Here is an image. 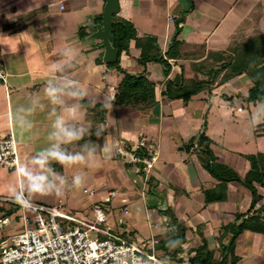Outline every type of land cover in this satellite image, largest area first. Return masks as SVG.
Wrapping results in <instances>:
<instances>
[{
	"label": "crops",
	"instance_id": "1",
	"mask_svg": "<svg viewBox=\"0 0 264 264\" xmlns=\"http://www.w3.org/2000/svg\"><path fill=\"white\" fill-rule=\"evenodd\" d=\"M25 1L0 0V56L6 72V81L0 80V140L10 135L14 138L19 162L37 151L42 141H17L12 123L13 108L25 96L39 93L43 81L56 75L54 69L60 60V53L71 44L79 50V65L73 69V74L82 80L90 96L95 98V104H101V98L105 95L113 98L112 108L105 109L101 120L92 118L91 112L83 107L82 122L92 127L105 124L107 132L119 144L134 146L138 139L145 137L158 150L157 160L146 180H140L131 165L116 154L111 160L93 168L94 175L90 180L94 188L81 191L72 208L81 211L80 217H91V209L95 204L104 207L106 221L100 225L102 230L119 235L123 240L138 245L144 252L155 253L161 260L168 259L169 264L212 263L225 255L226 264H230L233 257L237 259L235 264H264L262 233L244 230L234 238L232 252H228V248L226 253L223 251L224 246L229 247L232 241L231 225L239 223L237 216H251L256 208L264 205L263 187L256 185L262 199L249 211L252 202L250 191L236 181H221L206 166L208 160L201 147H197L196 139L205 107L196 96L204 90L196 92L188 101L169 98L161 92L167 79L186 89H193L197 81L205 78L207 64L213 63L212 55L227 54L226 50L234 35L245 22H249L251 15L255 18L252 24H259L258 27L263 30L264 0H192V6L187 11L188 17L178 21L181 30L177 35L178 44L173 49L176 58H167L170 69L166 76L164 66L159 62L146 65L139 63L140 48L134 39H130L127 51L121 53L119 66L131 74L145 73L156 83L155 103L140 109L116 106L114 103L116 87L123 75L106 66L107 63L102 61L100 40L90 37L93 29L89 24L98 23L101 18L85 24V29L82 25L78 26L86 16L101 17L103 0V5L99 3L100 0H59L65 6L64 9H57V12L50 10L46 14H38V9L35 12L30 8L25 9ZM51 4L56 3L52 0ZM72 4L78 9L75 15L71 13L74 12ZM177 4L182 11L179 0H119L118 14L132 24L135 17L146 18L142 27H138V36H154L164 54L173 36L170 18L175 19V16L171 15V9ZM51 13L61 18L58 26L61 29L68 28L70 25L64 21L72 18V32L60 39L48 32L56 25L52 22L53 18L49 19ZM8 22H15V26L5 28ZM80 32L84 33L83 37ZM107 73L110 74L109 78H106ZM111 78L114 82H111ZM228 84L230 81L214 84L211 90H205L215 93L220 88L219 96L224 100L232 94L227 93L230 91ZM189 85L192 86L188 88ZM222 102L219 106L227 108V102ZM229 109L237 113L245 112L240 106H231ZM248 118L245 114V119ZM45 124L43 114L39 115L37 126L44 127ZM239 127L243 128L242 125ZM220 132L226 133V129L221 126ZM202 133L208 134L206 136L212 147L214 136H211L208 126L203 128ZM92 140L95 141L96 137L93 136ZM69 148L76 150L78 145ZM219 151L210 150L212 159L209 163L218 167L226 165L242 176L245 174L249 168L247 159L242 161V157H235L234 165H230L225 160L227 153ZM53 167L65 174V169L59 164H53ZM14 169L0 165V221L4 225L0 227V239L23 230L20 219L22 211L16 205L13 208L11 198L3 190ZM88 172L85 169V173ZM75 192L76 189H72L73 195ZM109 192H114V195L109 197ZM211 195L222 198L209 200L207 197ZM63 200V197L49 196L34 201L51 205L59 201L63 203ZM91 201L99 202L93 205ZM175 223L185 227L186 238L182 251L176 254L166 243Z\"/></svg>",
	"mask_w": 264,
	"mask_h": 264
},
{
	"label": "clouds",
	"instance_id": "2",
	"mask_svg": "<svg viewBox=\"0 0 264 264\" xmlns=\"http://www.w3.org/2000/svg\"><path fill=\"white\" fill-rule=\"evenodd\" d=\"M78 65L79 50L71 44L65 46L55 65L56 75L43 81L39 93L25 96L13 108L12 123L17 141H42L37 151L15 165L3 189L22 207H31L32 201L37 198L62 197L69 187H82L86 179L85 169L96 168L111 160L119 150V142L107 132L105 124L92 127L82 122L83 107L94 106L96 100L90 96L82 80L73 74ZM112 99L108 95L102 97V107L111 109ZM41 114L46 121L44 127L37 126V117ZM259 120H264V100L257 103L256 111L251 115L253 124ZM81 141L84 143L81 144ZM74 145L78 148L70 150L69 146ZM53 164H59L66 171L75 169L71 180L56 171ZM166 243L170 250L182 246L178 238L168 239ZM138 259L143 264L145 259ZM130 262L133 264V261ZM161 264H169V260H162Z\"/></svg>",
	"mask_w": 264,
	"mask_h": 264
},
{
	"label": "trees",
	"instance_id": "3",
	"mask_svg": "<svg viewBox=\"0 0 264 264\" xmlns=\"http://www.w3.org/2000/svg\"><path fill=\"white\" fill-rule=\"evenodd\" d=\"M101 18V17H100ZM99 18V19H100ZM127 20L120 18L114 21L112 27L113 30L109 36V40L114 47L118 49L117 60L114 63H107V65L116 64L123 72V76L116 87V93L114 96V103L116 106H126L134 108H144L155 103L156 99V83L151 81L145 73L131 74L122 67L119 66V59L122 52L127 50L128 39H134L140 48L139 63L146 65L147 63L159 62L164 66V75L166 76L170 69V64L167 63V58H176L174 47L178 44L177 35L180 32L179 22H176V31L172 36L171 44L169 48L162 54L160 48L155 42V37L150 35L138 36L133 29L132 23H130V29L127 28ZM15 26V22H8L5 28L11 29ZM80 36L83 37L84 33L80 32ZM238 38L239 40L231 41L226 53H228L227 60L220 64L208 63L206 72L204 73L205 78L197 81L193 89H186L181 84L178 85L167 79L164 88L161 91L163 95L169 98L182 99L188 101L192 95L201 90H211L212 85L222 84L231 81L233 78L244 74L246 75L251 86L247 90V95L244 100L251 103H256L264 100V33L257 35H248L247 37ZM86 104V101H85ZM88 112H91L92 118L98 120L103 119L105 109L101 104H95L94 106H84ZM261 125L264 126V120ZM209 139L202 133L197 139V147L200 146L201 142L206 145V149L202 150L204 156H206L208 163L207 167L210 172L221 181H236L245 186L252 195V202L249 211L252 210L255 205L262 199V195L258 193L256 185L264 187V152H257L255 154L246 155L249 161V168L242 176L236 170L226 165L220 167L209 163L212 159L210 150H207V141ZM210 158V159H209ZM219 169H218V168ZM220 171V172H219ZM209 200H219L222 196L211 195L207 197ZM237 219L239 223L231 225L233 230L232 241L229 247L224 246L223 251L226 253L232 252V243L234 238L244 230H250L264 234V205H260L256 208L251 216L243 218V215H238ZM180 239L182 245L185 242V227L175 223L174 229L171 231L169 239ZM177 251H182V246L173 250L176 254ZM199 248L197 249V252ZM198 257V256H196ZM195 258V256L193 257ZM192 258V259H193ZM225 257L223 256L220 260L212 263L205 264H226ZM197 259V258H196ZM230 264H235L237 261L236 257L230 260Z\"/></svg>",
	"mask_w": 264,
	"mask_h": 264
},
{
	"label": "built area",
	"instance_id": "4",
	"mask_svg": "<svg viewBox=\"0 0 264 264\" xmlns=\"http://www.w3.org/2000/svg\"><path fill=\"white\" fill-rule=\"evenodd\" d=\"M0 80L6 81L1 56ZM119 145L116 155L131 165L140 180L148 179L158 157L157 148L145 137L134 146ZM18 162L14 138L10 135L0 140V165L15 168ZM112 195L114 192L108 193ZM10 201L22 211L23 230L0 240V264H131L130 260L140 264L138 257L145 259L143 264H161L155 253L144 252L119 235L102 230L106 210L100 205L91 209V217H76L63 210L61 201L56 207L37 201L22 207ZM89 231L101 232V236L90 238Z\"/></svg>",
	"mask_w": 264,
	"mask_h": 264
},
{
	"label": "rangeland",
	"instance_id": "5",
	"mask_svg": "<svg viewBox=\"0 0 264 264\" xmlns=\"http://www.w3.org/2000/svg\"><path fill=\"white\" fill-rule=\"evenodd\" d=\"M56 4L52 5L51 2L52 0H26L25 2H27L25 4V9L30 8L29 10H32L35 12L36 9L40 10L38 14L40 13H45L46 12H50V10L52 11H56L57 9H64V5L62 4L61 1L59 0H53ZM99 1V0H96ZM102 0L99 1V3L102 4L101 2ZM98 3V2H97ZM71 8L74 12H71L72 14L75 15V12L78 10L75 6H73V4L71 5ZM179 5L177 4L176 7L171 9V15L175 16L170 18L171 20V28H170V32L172 34L175 33L176 31V22L180 21L181 19L188 17V12H185L184 17L180 15L181 10H179ZM47 10V11H46ZM49 10V11H48ZM57 12V11H56ZM29 15V14H27ZM57 14L51 13L49 19L51 20L52 18V22L56 25L51 27V30H49L48 32H52V34L54 35V37H56L57 39L63 38L64 36H66L65 34H69L70 32H72L74 24H72V18H69L67 21L68 28L65 29H61L58 28L59 26V22L61 21V18L59 19L58 16H55ZM100 15L97 17H90V16H86L84 18V20L81 19L82 23L80 22V25H82L81 27L85 29V26L87 25V23H89L91 20L92 21H99ZM250 20L249 22H245L244 25L242 26L241 30L239 32H236V35H234L233 40H239L238 38L240 37H247L248 35H257L260 33H264V29L262 30L260 27H258V25L252 24V20L255 19L254 15L250 16ZM118 19H120V15L117 13L114 15V21H117ZM134 19V25H133V29H135V33L136 35H138V27H142L144 21L146 20V18L141 17V18H133ZM125 20H127V18H125ZM47 22V21H46ZM63 22V21H62ZM127 28L130 29V20H127ZM86 24V25H85ZM178 24V23H177ZM81 28V29H82ZM181 30V29H180ZM241 38V39H243ZM245 39V38H244ZM127 43V47L128 44H130V40L128 39L127 41H125ZM127 51V50H125ZM121 56V55H120ZM228 58V53L221 56V54H213L212 55V62L216 63V64H220L221 62L227 60ZM122 63V62H121ZM109 67V69H113L114 71H116L117 73L122 74L123 72L120 68H118V66L116 64L114 65H106ZM106 70H105V74H106ZM107 77H110V74L107 73ZM112 79V78H111ZM114 82V79H112ZM107 83V81H106ZM232 84V85H230ZM230 84H228V89H230V91H227V93H232L231 96L227 99H221L220 98V88L216 89L215 93H209L208 90H204L201 92H198V95L196 96L199 101H202V105L205 106L204 107V113L202 117L203 121L200 123V129L198 130L199 135L202 133V130L205 126H208V130L210 131L211 136L213 138V146L211 147L209 145V140L206 142L207 143V150H212L213 152H220L219 150L227 153L225 155V160L228 164L230 165H234L235 163V157H242L243 160L245 161L247 158L245 157L248 154H255L257 151H261L264 152V126L261 125L262 120L257 121L255 124H253L251 122V115L253 112L256 111V107H257V103H251V102H247L244 100V97L247 95V90L248 88L251 86V83L248 81L246 75L241 74L235 78H233L230 81ZM192 85H189L188 88H190ZM225 91V90H224ZM222 101L227 102V108H223L222 106H219L220 104H223ZM234 106V108H236L237 106H240L245 112L244 113H237V112H233L229 109V107ZM245 114L249 117L248 119H245ZM224 120H223V119ZM240 125L243 126V128L239 127ZM221 126L223 128L226 129V133L229 134V136H226V133L224 132H220V128ZM208 135V134H206ZM205 135V136H206ZM207 137V136H206ZM199 136L196 138L198 139ZM193 140V139H192ZM192 140L190 141L192 143ZM194 143V142H193ZM200 147L202 150L206 149V145L205 142L204 143H200ZM242 152V153H241ZM202 162H205L203 159H201ZM72 169H68L67 171L65 170V175H67L69 177V180H71V177L73 175V173L71 172ZM75 171V169H73ZM88 173L86 174V179L85 182L83 184L82 187L80 188H73V187H69L65 190L64 195L62 196L64 198L63 203H64V208L63 210L65 212H69L71 214H73L74 216H82L81 211H77L75 208H72V204H74L80 194L81 191H83L84 189L87 191H90L91 188H94L93 186V182L91 183L90 178H93V173L92 169H88ZM71 177H70V176ZM88 178V179H87ZM72 189H76V192L74 193V195L72 194ZM80 191V192H79ZM93 191L95 192L96 189H93ZM261 191V190H260ZM262 191L264 192V187L262 188ZM261 191V193H262ZM264 195V194H263ZM94 198V197H93ZM92 198V199H93ZM82 201V200H81ZM99 201H91V203L94 205L95 203H97ZM98 204H95L94 206H97ZM50 206H54L56 207V202L52 203ZM13 208H16L15 205H13ZM104 208V207H103ZM109 208V207H108ZM105 209V208H104ZM61 210V209H60ZM110 210V208H109ZM114 212V211H112ZM1 209H0V216H1ZM90 217V216H88ZM110 217V216H108ZM1 220V219H0ZM59 221H63L61 219H58ZM109 220V218H108ZM110 220H112L110 218ZM15 222V221H14ZM4 225L2 224V221H0V227H3ZM96 236H101L100 233L96 232V231H89V237L90 238H95ZM2 240V239H0Z\"/></svg>",
	"mask_w": 264,
	"mask_h": 264
},
{
	"label": "water",
	"instance_id": "6",
	"mask_svg": "<svg viewBox=\"0 0 264 264\" xmlns=\"http://www.w3.org/2000/svg\"><path fill=\"white\" fill-rule=\"evenodd\" d=\"M104 5L101 12V20L98 23H90L93 32L91 38L99 39V47L103 50L102 61L114 63L117 60L118 49L112 45L109 36L113 30V16L120 10L119 0H103ZM182 5L181 15L187 12L192 6V0H179Z\"/></svg>",
	"mask_w": 264,
	"mask_h": 264
}]
</instances>
